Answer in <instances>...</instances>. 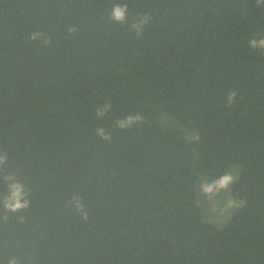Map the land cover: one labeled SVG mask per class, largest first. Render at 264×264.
Here are the masks:
<instances>
[{
	"label": "trees",
	"instance_id": "16d2710c",
	"mask_svg": "<svg viewBox=\"0 0 264 264\" xmlns=\"http://www.w3.org/2000/svg\"><path fill=\"white\" fill-rule=\"evenodd\" d=\"M251 38L264 39L255 0H0V264H264V51ZM137 113L144 123L116 127ZM197 160L209 182L240 168L231 196L245 205L220 228L197 203ZM7 175L27 209L3 208Z\"/></svg>",
	"mask_w": 264,
	"mask_h": 264
},
{
	"label": "clouds",
	"instance_id": "9594fccd",
	"mask_svg": "<svg viewBox=\"0 0 264 264\" xmlns=\"http://www.w3.org/2000/svg\"><path fill=\"white\" fill-rule=\"evenodd\" d=\"M256 7L260 8L264 6V0H255ZM127 14L128 8L126 5H115L112 8L111 15L109 19L115 23H119L121 25H125L127 23ZM149 17L143 16L138 18V22H134L131 24L130 28L132 31L135 32L136 36L139 37L142 35V31L144 25L147 23ZM75 29H70L74 31ZM40 33H33L31 35L32 40H38L40 38ZM47 44V39L44 41ZM249 45L253 49H259L264 51V39H255L251 38L248 41ZM227 96V106L231 107L232 104L236 101L237 91L230 90L226 94ZM111 111V106L109 103H106L103 108H100L96 111L97 119H102L104 116ZM167 119L170 117L164 116L162 114L161 120L162 122L166 123ZM145 122L144 117L137 113V114H129L121 119L116 120V127L124 130L130 129L134 125L142 124ZM96 134L105 141L111 139L110 134L106 133L104 128H97ZM199 133H189L186 139L190 142H198L199 141ZM6 156L2 152H0V168H3L6 164ZM5 181L8 185V195L3 198L2 205L5 209L6 213H16L23 209H27L29 207L30 201L28 200V194L25 190L23 184L18 182L16 178L12 175H7L4 177ZM238 180V174L234 173L231 169L226 171L224 174L219 176L216 179H213L209 182L205 179L199 186V191L201 194L205 196V198L210 202H214L215 197H217L221 192H228L229 195L222 206L212 209L213 212H219L220 215L228 214L233 210H239L245 205V201L243 199L237 200L230 194V187L233 183ZM70 205L74 206L76 211L79 212L82 218L87 219V212L84 209L83 203L81 201V197L79 195H74L70 201ZM3 219H7V215L3 217ZM9 264H17L16 260H10Z\"/></svg>",
	"mask_w": 264,
	"mask_h": 264
},
{
	"label": "rangeland",
	"instance_id": "374dc122",
	"mask_svg": "<svg viewBox=\"0 0 264 264\" xmlns=\"http://www.w3.org/2000/svg\"><path fill=\"white\" fill-rule=\"evenodd\" d=\"M201 171L199 170V167ZM230 169L238 174L240 172V168L238 165H232ZM229 169V170H230ZM192 174L194 176V189H195V196L199 207L202 210L203 218L205 221L215 225L216 227H222L231 216L237 213L238 210H233L225 215H220L219 212H213L212 209H216L223 205L225 200L227 199L229 193L228 192H221L217 197H215L214 202L210 203L203 194L199 191L200 184L207 179L206 172L203 170L199 161H195L192 165ZM232 186V185H231ZM230 194H231V187H230Z\"/></svg>",
	"mask_w": 264,
	"mask_h": 264
}]
</instances>
